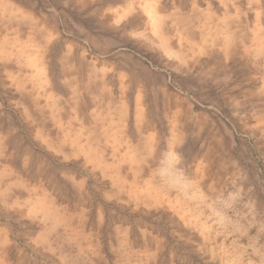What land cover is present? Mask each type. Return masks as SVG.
Instances as JSON below:
<instances>
[{"label":"rangeland","instance_id":"374dc122","mask_svg":"<svg viewBox=\"0 0 264 264\" xmlns=\"http://www.w3.org/2000/svg\"><path fill=\"white\" fill-rule=\"evenodd\" d=\"M0 264H264V0H0Z\"/></svg>","mask_w":264,"mask_h":264},{"label":"bare ground","instance_id":"6f19581e","mask_svg":"<svg viewBox=\"0 0 264 264\" xmlns=\"http://www.w3.org/2000/svg\"><path fill=\"white\" fill-rule=\"evenodd\" d=\"M152 14V13H151Z\"/></svg>","mask_w":264,"mask_h":264}]
</instances>
